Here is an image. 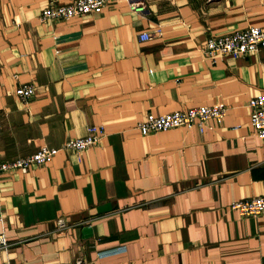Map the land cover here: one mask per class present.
<instances>
[{
  "label": "crops",
  "instance_id": "1",
  "mask_svg": "<svg viewBox=\"0 0 264 264\" xmlns=\"http://www.w3.org/2000/svg\"><path fill=\"white\" fill-rule=\"evenodd\" d=\"M72 1L0 0V162L104 130L81 156L61 149L0 175V264H264V213L230 209L264 196L249 107L264 94V50L215 60L202 50L264 26V0H110L41 20L51 2ZM25 84L36 88L27 102L16 94ZM215 104L227 114L212 129H138L150 114Z\"/></svg>",
  "mask_w": 264,
  "mask_h": 264
},
{
  "label": "built area",
  "instance_id": "2",
  "mask_svg": "<svg viewBox=\"0 0 264 264\" xmlns=\"http://www.w3.org/2000/svg\"><path fill=\"white\" fill-rule=\"evenodd\" d=\"M110 0H73L68 4L51 2L43 10L42 21L52 19H70L77 16L93 13L105 8ZM134 10L142 9V6L132 4ZM152 35L144 31L139 35L141 41H148ZM203 53L208 58L215 60L219 56H230L239 58L248 56L264 50V26H251L243 30L225 34L218 37H211L203 47ZM17 96L23 102H27L36 95V88L33 84H25L16 89ZM251 109L250 125L253 134L264 140V94L254 97L249 101ZM227 114L225 104L201 105L182 108L161 115H148L146 120L138 124V129L143 135L158 131H166L177 127L193 128L198 127L205 130L206 127L213 128L208 123L215 121L221 123ZM1 127V124H0ZM104 136L102 127L90 126L87 134L69 139L62 148H51L42 146L37 152L17 158L10 162H0V175L6 171L20 170L27 172L35 165H43L51 162L53 157L62 150H72L79 156L89 148L99 144ZM230 209L236 211L242 217H256L264 213V196L245 198L237 200L230 205ZM58 225L64 227L65 221L58 220ZM8 246L2 220L0 219V250ZM75 264H90L85 258L80 257Z\"/></svg>",
  "mask_w": 264,
  "mask_h": 264
}]
</instances>
